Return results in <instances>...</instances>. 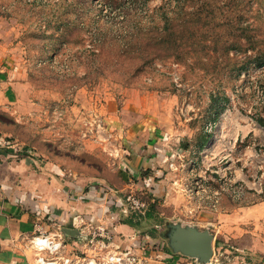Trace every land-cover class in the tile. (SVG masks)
Here are the masks:
<instances>
[{"label": "rangeland", "instance_id": "obj_1", "mask_svg": "<svg viewBox=\"0 0 264 264\" xmlns=\"http://www.w3.org/2000/svg\"><path fill=\"white\" fill-rule=\"evenodd\" d=\"M2 70L14 86L0 105L1 158L101 203L108 251L120 239L138 264L244 256L215 239L202 263L168 236L191 221L215 237L224 212L264 210V0H0ZM126 111L127 130L154 122L173 148L136 178L124 166ZM168 173L170 199L148 190L145 178ZM150 206L157 218L143 224L156 239L122 223ZM120 224L131 230L115 232Z\"/></svg>", "mask_w": 264, "mask_h": 264}, {"label": "crops", "instance_id": "obj_2", "mask_svg": "<svg viewBox=\"0 0 264 264\" xmlns=\"http://www.w3.org/2000/svg\"><path fill=\"white\" fill-rule=\"evenodd\" d=\"M4 73L3 70L0 71V105H6L8 101L6 95H9V88L14 86L13 83L5 81ZM129 112L126 111L122 122L125 128L124 136L128 143V146L125 145L123 149L126 155L124 166L128 169V173L136 178L142 170L154 169L153 166L159 162L158 156H160L159 159L162 156H168L166 160L170 162L169 156L173 148L165 133L160 132V135H157L159 130L156 129L154 122H148L145 130L141 127L134 130L136 124L127 130L129 124H126L125 119L128 118ZM109 118L116 121L118 119L113 115ZM132 130L134 134H131ZM4 161L0 155V264H41L38 258L53 257L47 252L35 251L33 238L40 232L56 241L58 236L62 238L65 249L60 255L63 257L81 255L82 257L79 258H89L92 250L85 246L84 239L88 231L84 227L88 224L94 227L107 226V211L103 205L95 201L76 199L74 196L72 198L65 190L57 186L56 180L28 171L24 162L11 164ZM170 175H163L157 181L158 183L146 178L144 181L149 186L148 190L153 193L161 188L163 191L166 189L170 199L173 189L172 183L169 182ZM258 207L255 205L253 209ZM253 209L226 211L220 216V220L212 224L216 229L214 240H219V243L223 245L224 241H231L237 253L244 255H234L230 259L231 264L238 262V264H264V210L261 211L260 207ZM75 218H78L80 222L74 221ZM180 224L198 228L197 222L190 221L186 224L180 222ZM200 227L203 228L201 223ZM118 230L128 232L131 229L120 224L119 228L114 229L115 232ZM126 241L116 239L113 244L115 248H119ZM112 248L113 246L110 245L107 249ZM257 256L260 258L258 262L253 259Z\"/></svg>", "mask_w": 264, "mask_h": 264}, {"label": "built area", "instance_id": "obj_3", "mask_svg": "<svg viewBox=\"0 0 264 264\" xmlns=\"http://www.w3.org/2000/svg\"><path fill=\"white\" fill-rule=\"evenodd\" d=\"M171 167L172 165L170 168ZM188 187L190 191L197 196L196 179H192V182L188 184ZM76 220L77 222H80L78 218L74 219V221ZM84 228L88 231L86 234L87 237L84 239L85 246H87L90 250L99 249L98 254L100 256L97 260H95L94 255L87 259L79 258L76 255L63 257L60 255V253L65 249V243L62 238L58 236V240L56 241L55 239H50L48 235H43L40 232L38 236L33 238L35 250L39 252H47L49 256L53 257L49 259L38 258V262L41 264H138L136 255L132 250L119 251V248H115L114 252L107 251V248L112 245L110 241L114 238V236L109 233L104 226L99 225L94 227L93 225L88 224ZM103 249H106V251H102Z\"/></svg>", "mask_w": 264, "mask_h": 264}, {"label": "water", "instance_id": "obj_4", "mask_svg": "<svg viewBox=\"0 0 264 264\" xmlns=\"http://www.w3.org/2000/svg\"><path fill=\"white\" fill-rule=\"evenodd\" d=\"M169 245L175 253L198 258L202 263L209 262L213 254L214 236L207 231L181 224L170 225ZM68 234H71L68 232ZM74 231L72 232V235Z\"/></svg>", "mask_w": 264, "mask_h": 264}, {"label": "trees", "instance_id": "obj_5", "mask_svg": "<svg viewBox=\"0 0 264 264\" xmlns=\"http://www.w3.org/2000/svg\"><path fill=\"white\" fill-rule=\"evenodd\" d=\"M259 122H261V125L264 128L263 122L261 120ZM204 145H206V142L204 144H202V146H204ZM154 217L157 218L156 212L154 211V207L150 206L149 210L145 211L144 215H140L138 213L137 214L133 213L131 215V217L124 219L122 221V223L132 227L133 229H136V230L138 229L140 231L147 232L148 236L156 239L157 236H159V235L161 236L162 234H159L155 227L149 226L147 228L146 223L143 224V222H147V221L149 222ZM218 244H219V241H216V244H215L216 247Z\"/></svg>", "mask_w": 264, "mask_h": 264}]
</instances>
